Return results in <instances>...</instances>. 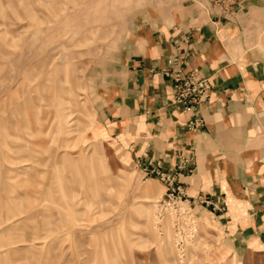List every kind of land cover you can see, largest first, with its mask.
<instances>
[{
    "label": "rangeland",
    "instance_id": "1",
    "mask_svg": "<svg viewBox=\"0 0 264 264\" xmlns=\"http://www.w3.org/2000/svg\"><path fill=\"white\" fill-rule=\"evenodd\" d=\"M148 2L0 0V264H238L205 212L179 253L164 185L111 129Z\"/></svg>",
    "mask_w": 264,
    "mask_h": 264
},
{
    "label": "crops",
    "instance_id": "2",
    "mask_svg": "<svg viewBox=\"0 0 264 264\" xmlns=\"http://www.w3.org/2000/svg\"><path fill=\"white\" fill-rule=\"evenodd\" d=\"M136 16L111 129L141 173L175 175L222 225L221 249L264 264V0H149ZM195 68L209 97L185 110L168 72Z\"/></svg>",
    "mask_w": 264,
    "mask_h": 264
},
{
    "label": "built area",
    "instance_id": "3",
    "mask_svg": "<svg viewBox=\"0 0 264 264\" xmlns=\"http://www.w3.org/2000/svg\"><path fill=\"white\" fill-rule=\"evenodd\" d=\"M225 1L232 5L239 0H223V2ZM168 76L173 83L174 102L181 104L185 110L198 107L208 100L210 80L200 70L196 68L192 70L179 69L176 72H168ZM148 173L158 178L164 185V198L157 204V219L159 223L165 220L169 222L173 242H175L179 253L182 254L185 247L197 234L196 214L176 182L175 175L158 168H153Z\"/></svg>",
    "mask_w": 264,
    "mask_h": 264
}]
</instances>
